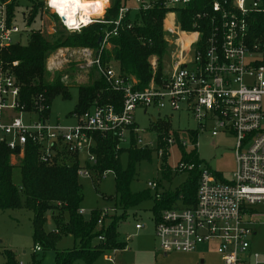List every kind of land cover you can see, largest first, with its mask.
<instances>
[{"label":"built area","instance_id":"built-area-1","mask_svg":"<svg viewBox=\"0 0 264 264\" xmlns=\"http://www.w3.org/2000/svg\"><path fill=\"white\" fill-rule=\"evenodd\" d=\"M162 1L168 10L164 18L166 40L172 41L176 55L171 75L166 72L153 78L143 89L138 88L139 82L134 77L125 76L112 66H104L101 59L104 47L110 48L109 39L117 36L123 17L131 12L129 7L120 9L115 22L105 21L103 14L80 28L79 31L97 23L114 26L111 31L105 30L99 51L67 48L73 49V55L83 56L86 64L81 68L96 70L112 91L121 94L119 109L113 105L94 104L82 114H70L73 123L52 122L51 115L41 114L48 107L38 112L24 109L20 102L19 80L11 68L0 62V148L9 150L11 163L24 157L28 144L38 149L39 160L43 163L76 157L80 162L78 177L91 178L87 166L97 163V136L112 135L119 142L117 148L130 147L131 134L137 133L134 121L137 109H143L144 113L150 108L171 113L184 111L196 123L195 129L188 130L190 139L193 136L197 139L206 131L213 137L221 133L235 137L236 170L231 177H225L206 165L198 166L196 204L186 206L180 197L173 208L162 211L155 221L159 248L165 255L192 254L206 245L220 257L221 264H249L250 260L260 264L259 255L252 253L250 239L257 236L258 229H264V213L257 208L264 204V66L259 65L264 44H250L248 37L251 15L261 12L262 0H211L209 11L196 15L193 30L183 29L180 18L176 19L177 8L186 7L192 0ZM9 3L10 0L0 1V53L17 44L13 36L18 29L14 26V17H9ZM136 3L148 9L154 2L136 0ZM44 4L61 23L64 18L48 6L47 0ZM61 25L68 32H79ZM255 55L259 58H254ZM150 63L155 71V61ZM68 80V75L61 79L63 83ZM157 120L160 119L153 121ZM155 133V147L144 144L141 138H137V147L157 148L159 134ZM162 141L165 147H158L156 151L160 161L169 158L171 147H186V142L180 136L177 139L171 131ZM82 154H86L85 161L81 159ZM194 166L180 162L171 169L180 174L185 173L184 170L191 171ZM148 188L161 192L155 181L149 182ZM113 211L105 209L102 216L108 214L109 217ZM98 226H103L102 219ZM136 229L142 226L136 224ZM98 241H104V237H99ZM41 251L36 245L34 252ZM104 259L113 263L108 255ZM200 264H206V260L201 258Z\"/></svg>","mask_w":264,"mask_h":264},{"label":"trees","instance_id":"trees-1","mask_svg":"<svg viewBox=\"0 0 264 264\" xmlns=\"http://www.w3.org/2000/svg\"><path fill=\"white\" fill-rule=\"evenodd\" d=\"M6 1V0H3ZM31 5L28 24L34 23L43 9V1L28 0ZM211 0H192L186 7L177 9L180 23L183 29L193 30V23L198 13L209 11ZM18 0H10L8 14L13 18ZM125 6L123 0H109V6L105 9L104 20L112 23L118 19L119 11ZM261 12L251 15L249 25V43L264 44V0H262ZM167 9L163 6L162 0L155 1L150 8L138 10L135 18L127 13L118 29L117 36L109 39L110 48L102 51V64L104 66L116 65L117 69L125 76L134 77L138 82V88H145L152 79V69L148 58L156 56L159 61L167 53L168 41L164 28V18ZM55 22L62 27L57 31L55 38L51 41L46 39L38 31L30 34L26 45L19 43L4 49L0 53V62L5 67L11 68L21 84L20 102L25 110L41 113L44 117L50 115L52 101L62 96L70 98L68 85L61 79L64 71L51 75L46 69V62L49 56L61 48H91L99 51L100 39L105 30L111 31L114 26L110 24H93L83 28L79 32H68L61 25L56 15H53ZM264 66V54L259 63ZM162 66L157 70L158 77L162 76ZM89 83L79 86V98L75 110L70 114H82L94 104L121 107L122 96L111 90L106 80L94 69L91 70ZM152 129L159 134L158 147H165L164 135L169 133L167 121H153ZM178 139V133H174ZM95 154L97 163L93 167L87 166L91 173V179L101 182L107 172L115 175V213L116 205L120 206L124 213L119 217L114 216L109 225L105 222L108 214L102 216L103 210H94L89 219L85 220L80 213L83 202L82 186L79 183L78 170L80 162L72 157L68 160L55 159L49 163L39 160V151L31 144L27 145L24 157L19 160L21 175V186L16 187L13 183V165L10 164V152L5 147L0 149V210H16L25 208L34 213L33 220V241L42 250L54 249L56 243L63 236H71L77 247L73 250L57 252L56 264H74L82 261L84 264H95V262L112 253L113 251L124 250L127 244L117 240V226L120 220L125 218L127 208L137 206L144 201L153 199L152 212L154 221L160 218L162 211L173 208L182 197L186 206L196 204L197 191L199 186L200 171L198 166L203 165L198 153L192 151L186 154L183 147L182 159L179 161L187 164H194V168L185 173L189 179L179 186L175 192L161 191L152 195L148 189L143 193L134 194L129 190L131 182L136 176V168L142 161H150L155 149H141L137 147L136 134H131V145L127 149L117 148L118 140L112 135L107 137L97 136ZM192 141H196L193 136ZM123 153L128 155V166L122 168L120 157ZM167 157H164L159 171L162 180H170L173 170L167 165ZM158 190L161 187L160 180L157 181ZM152 195V196H151ZM159 195V198L156 196ZM108 210V209H107ZM50 212L54 220L55 229L46 231V213ZM103 220L100 231H95L98 221ZM103 236L104 241L97 244L94 239ZM5 255L8 264H18L14 255L6 251ZM33 264H41L33 259Z\"/></svg>","mask_w":264,"mask_h":264},{"label":"rangeland","instance_id":"rangeland-1","mask_svg":"<svg viewBox=\"0 0 264 264\" xmlns=\"http://www.w3.org/2000/svg\"><path fill=\"white\" fill-rule=\"evenodd\" d=\"M2 1V0H0ZM41 1V0H37ZM43 4L45 0H42ZM125 6L131 8L130 17L135 18L140 8V4L136 0H123ZM144 3H153L157 0H142ZM31 5L28 0H18L15 7L14 26L17 27L18 32L14 34V41L20 45H26L29 41L30 33L38 31L49 41L53 40L57 31L62 27L55 22L53 13L47 10L45 4L40 17L32 24H28V17ZM178 9V8H177ZM61 28V29H60ZM67 31V30H66ZM167 36V35H166ZM169 39L167 53L161 61L156 56L148 58V63L151 60L155 61V71L152 69L153 78H159L157 70L159 65L162 66L161 73L166 72L171 75V65L176 55L175 47ZM101 45V42H100ZM88 48V47H87ZM91 49V48H90ZM104 49H107L104 47ZM73 49L61 48L52 53L46 62V69L54 75L58 72L64 71V75L69 76V80L64 84L68 85V94L70 98L64 99L62 96L56 97L51 104L50 120L52 122L59 120L63 124L73 123L70 121L69 115L75 110L79 98V86L89 83L91 78V70L83 69L86 64L83 56L74 54ZM93 50V49H91ZM96 51V50H93ZM73 55V56H72ZM254 58H259L254 56ZM117 68L116 65H111ZM51 67V70L49 68ZM53 67V68H52ZM151 79V80H152ZM264 109V97L262 101ZM169 118L166 120V118ZM35 115L32 119H35ZM154 119L160 121H167L169 130L172 133H179L182 141L186 142L185 153L191 154L192 151H197L199 159L203 165L208 169L219 175L231 177L236 170V155L235 137L231 134L221 133L217 137H213L210 132L201 133L195 142L190 139L188 130L196 128L195 121L184 111L178 113H171L168 110H157L154 108L148 109L144 113L143 109H137L134 113V121L137 127L136 137L141 138L146 145L155 147L156 145V131L152 129ZM124 147L122 149H127ZM155 149V148H152ZM182 151L175 145L170 148V156L167 159V164L171 168L175 167L182 159ZM81 159L86 160V154H82ZM122 168L128 166V155L123 153L120 157ZM13 165V183L16 187L21 186V175L19 169V161L10 162ZM162 164L157 153H154L150 161H142L136 168V176L129 186L131 193L139 194L148 190L149 182H157L160 180L161 187L159 190L175 192L176 189L189 179L187 173H173L170 180H162L159 168ZM79 183L82 186L83 202L81 209L84 211L83 217L85 220L89 219L94 210H105L115 207V175L108 172L105 178L98 182L91 178H79ZM155 191L151 190L153 195ZM151 195V196H152ZM154 206L153 199L142 202L137 206L127 208L125 211V218L120 220L117 226V240L120 243L127 244L124 250L108 253L113 259V263L107 262L104 257L98 259L95 264H200V259L204 258L206 264H221L220 257L213 252L208 246L204 245L198 248L195 253H172L165 255L159 248V241L156 236L155 221L152 208ZM115 213H109L106 220V226L109 225L110 220L116 216L119 217L124 210L116 205ZM264 213V204L257 207ZM47 222L45 224L46 231H53L55 229L54 220L51 213H46ZM33 220L34 213L26 210L24 207L16 210H0V264H8L6 251L13 253L14 258L18 264H33V259L40 261L41 264H56L57 252H64L73 250L77 247V242L71 236H63L55 245V248L49 250H42L41 252H34L35 243L33 241ZM262 220V219H261ZM136 224H140L142 229L137 230ZM95 231H100L97 226ZM252 253L259 255L260 264H264V229H258V234L251 237ZM94 244L99 243L98 239L93 240ZM250 260L249 264H253ZM74 264H84L78 261Z\"/></svg>","mask_w":264,"mask_h":264},{"label":"clouds","instance_id":"clouds-1","mask_svg":"<svg viewBox=\"0 0 264 264\" xmlns=\"http://www.w3.org/2000/svg\"><path fill=\"white\" fill-rule=\"evenodd\" d=\"M47 4L64 18L61 23L69 31H79L104 14L108 0H47Z\"/></svg>","mask_w":264,"mask_h":264},{"label":"crops","instance_id":"crops-1","mask_svg":"<svg viewBox=\"0 0 264 264\" xmlns=\"http://www.w3.org/2000/svg\"><path fill=\"white\" fill-rule=\"evenodd\" d=\"M109 1V0H108ZM130 8V7H129ZM131 9V8H130ZM176 19H178L179 20V15L177 14V16H176ZM50 70V69H49ZM167 256V255H166Z\"/></svg>","mask_w":264,"mask_h":264},{"label":"water","instance_id":"water-1","mask_svg":"<svg viewBox=\"0 0 264 264\" xmlns=\"http://www.w3.org/2000/svg\"><path fill=\"white\" fill-rule=\"evenodd\" d=\"M100 42H101V39H100Z\"/></svg>","mask_w":264,"mask_h":264}]
</instances>
